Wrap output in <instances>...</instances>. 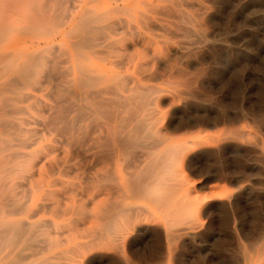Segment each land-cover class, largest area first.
<instances>
[{
	"label": "rangeland",
	"instance_id": "1",
	"mask_svg": "<svg viewBox=\"0 0 264 264\" xmlns=\"http://www.w3.org/2000/svg\"><path fill=\"white\" fill-rule=\"evenodd\" d=\"M0 12V264H264V0Z\"/></svg>",
	"mask_w": 264,
	"mask_h": 264
},
{
	"label": "bare ground",
	"instance_id": "2",
	"mask_svg": "<svg viewBox=\"0 0 264 264\" xmlns=\"http://www.w3.org/2000/svg\"><path fill=\"white\" fill-rule=\"evenodd\" d=\"M3 1H6V0H1V2H3ZM17 2H18V1H17ZM21 2H22V1H21ZM1 4H2V3H1ZM3 4H4V3H3ZM6 4H7V2L5 3V5H6ZM14 4H15V3H14ZM6 6H8V5H6ZM7 8H8V7H7ZM0 13H2V12H0ZM2 15H3V17L6 16V15H4V14H2ZM1 19H2V18H1ZM1 21H2V20H1ZM1 21H0V23H2ZM2 25H3V24H1V26H2ZM1 26H0V27H1ZM91 30H92V29H91ZM98 31H100V30H98ZM96 32H97V31H95L94 34H96ZM90 33H91V32H90ZM98 34H99V33H98ZM101 35H103V34H101ZM101 35H100V36H101ZM80 36H81V35H80ZM94 36H95V35H94ZM82 38H83V37H82ZM96 38H98V37H96ZM89 39H90V38H89ZM98 40H99V39H98ZM106 47H107V46H106ZM103 48H104V47H103ZM96 51L98 52V50H96ZM78 129H79V128H78ZM74 133H75V132H74ZM128 139H129V138H128ZM125 142H126V141H124V144H126ZM21 223H22V222H21ZM20 225H21V224H20ZM4 230H5V229H4ZM17 231H18V230H17ZM6 234H7V232H6ZM17 234H18V233H16V235H17ZM13 235H14V234H13ZM17 236H18V235H17ZM11 239H12V238H11ZM16 239H17V238H16Z\"/></svg>",
	"mask_w": 264,
	"mask_h": 264
}]
</instances>
